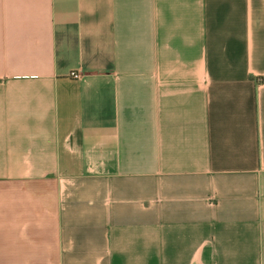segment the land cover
Instances as JSON below:
<instances>
[{
  "label": "crops",
  "instance_id": "obj_1",
  "mask_svg": "<svg viewBox=\"0 0 264 264\" xmlns=\"http://www.w3.org/2000/svg\"><path fill=\"white\" fill-rule=\"evenodd\" d=\"M0 264H264V0H0Z\"/></svg>",
  "mask_w": 264,
  "mask_h": 264
},
{
  "label": "built area",
  "instance_id": "obj_2",
  "mask_svg": "<svg viewBox=\"0 0 264 264\" xmlns=\"http://www.w3.org/2000/svg\"><path fill=\"white\" fill-rule=\"evenodd\" d=\"M71 76L75 79H82L83 78L82 74H80V73H72Z\"/></svg>",
  "mask_w": 264,
  "mask_h": 264
}]
</instances>
